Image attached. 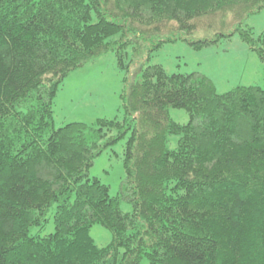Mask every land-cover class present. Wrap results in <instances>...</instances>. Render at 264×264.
<instances>
[{"label":"trees","instance_id":"1","mask_svg":"<svg viewBox=\"0 0 264 264\" xmlns=\"http://www.w3.org/2000/svg\"><path fill=\"white\" fill-rule=\"evenodd\" d=\"M226 5L244 16L264 0H0V264H264V88L219 94L202 73L147 65L119 96L122 120L53 122L70 72L113 52L128 73L129 46L152 40H227L216 19ZM197 31L214 35L192 41ZM234 32L264 65V33ZM127 132L110 196L89 169ZM52 208L53 233L30 235ZM96 224L111 232L104 247L89 236Z\"/></svg>","mask_w":264,"mask_h":264},{"label":"rangeland","instance_id":"2","mask_svg":"<svg viewBox=\"0 0 264 264\" xmlns=\"http://www.w3.org/2000/svg\"><path fill=\"white\" fill-rule=\"evenodd\" d=\"M240 6L226 5L216 13L223 33L233 34L229 39H220L217 44L195 50L186 41L176 40L164 43L154 49L155 42L141 45L136 53L129 46L133 64L128 73L120 69L113 52H107L70 72L63 80L53 101L54 127L59 128L71 122L92 125L97 119L117 118L122 120L124 112L120 101L123 88L140 81L141 70L147 65H161L167 74H188L199 72L210 78L219 94L239 86H258L264 88V65L257 54L242 40L236 29H250L254 37L264 33V8L254 14L239 15ZM207 31L208 30L206 28ZM212 32V31H211ZM177 35V34H176ZM213 33L197 31L192 41L212 38ZM171 37L170 34L159 35ZM158 39V38H157ZM147 58V59H146ZM170 118L185 124L188 116L183 110L169 108ZM130 132L115 144L106 147L94 160L89 169V177L97 178L109 188L110 196H115L124 178L123 156L125 142ZM177 137L171 136L166 143L167 149L176 146ZM123 212H131L127 203H122ZM52 210L48 213L45 225L30 229V235L46 236L53 233ZM89 236L99 247L108 245L111 232L93 225ZM139 264H149L142 257Z\"/></svg>","mask_w":264,"mask_h":264}]
</instances>
